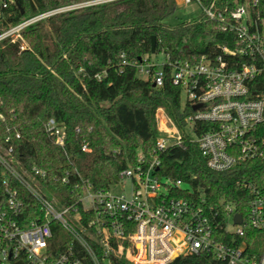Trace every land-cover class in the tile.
<instances>
[{"label": "built area", "instance_id": "obj_1", "mask_svg": "<svg viewBox=\"0 0 264 264\" xmlns=\"http://www.w3.org/2000/svg\"><path fill=\"white\" fill-rule=\"evenodd\" d=\"M115 1L80 0L10 23L16 2L0 0V46L20 41L23 47V33L31 26L74 9ZM192 1L231 34L230 45L216 44L217 53L202 54L194 61L161 54V62L145 56L135 63L138 76L156 87L166 79L178 86L182 106L190 112L182 132L162 107L157 108L151 153L138 152L135 164L116 175V183L130 180L129 198L112 194V186L94 191L88 186L76 203L60 205L40 187L46 170L35 164L19 170L12 147L0 145V264H112L111 255L131 264H169L178 257L200 258V264H264L263 193L243 184L250 196L243 216L224 200L218 205L208 202L203 192L182 179L156 173L158 154L179 145L183 137L196 142L214 171L264 158V18L255 9L257 0H233L231 10L224 8L227 16L201 0H176ZM196 122L211 126L196 135ZM45 132L57 145H64L65 128L53 118L45 123ZM14 183L30 194L40 217L24 219L25 202ZM78 203L91 214L86 225Z\"/></svg>", "mask_w": 264, "mask_h": 264}, {"label": "trees", "instance_id": "obj_2", "mask_svg": "<svg viewBox=\"0 0 264 264\" xmlns=\"http://www.w3.org/2000/svg\"><path fill=\"white\" fill-rule=\"evenodd\" d=\"M77 1L15 0L23 12L12 5L8 21L15 23ZM201 2L225 16L235 5L233 0ZM176 8V0H118L78 8L28 28L23 47L20 41L0 46V145L12 147L19 170L27 171L32 164L46 170L40 187L60 205L76 203L88 186L92 191L108 189L121 170L135 164L138 152L151 153L158 107L183 132L190 109L182 106L180 88L168 79L160 87L152 86L150 80L138 76L135 63L152 54L194 61L202 54L217 53L216 44L230 45L231 34L203 11L170 25L166 19ZM255 9L264 18V0H257ZM50 118L65 128L63 146L45 132ZM210 126L196 122L193 130L200 135ZM83 145L87 150H82ZM158 158V175L182 179L203 192L208 202L218 205L224 200L243 216L250 198L243 184L264 194V158L214 171L207 167L196 142L187 137ZM14 185L18 195H23L24 219L40 217L30 194ZM1 188L0 182V193ZM78 207L86 225L91 214L79 203ZM94 247L101 249L96 242ZM200 262V258L178 257L169 264ZM111 263L131 264L113 255Z\"/></svg>", "mask_w": 264, "mask_h": 264}, {"label": "rangeland", "instance_id": "obj_3", "mask_svg": "<svg viewBox=\"0 0 264 264\" xmlns=\"http://www.w3.org/2000/svg\"><path fill=\"white\" fill-rule=\"evenodd\" d=\"M201 6L196 2L192 1L189 4L177 2V8L173 15L166 19V22L170 25H175L181 21H187L197 17L201 13ZM152 59L161 62L163 56L161 54H152ZM183 97V96H182ZM132 191V185L130 180L126 179L121 183H115L111 187V193L114 195H126L128 198Z\"/></svg>", "mask_w": 264, "mask_h": 264}, {"label": "water", "instance_id": "obj_4", "mask_svg": "<svg viewBox=\"0 0 264 264\" xmlns=\"http://www.w3.org/2000/svg\"><path fill=\"white\" fill-rule=\"evenodd\" d=\"M16 5L19 7L20 13H22L23 11L20 8V6L18 4ZM151 53H154V38L153 37H152ZM152 86H155L154 83H152ZM197 106H194V108H196ZM115 180H117V177H115ZM240 220H241V215L237 213L235 215V221L239 222Z\"/></svg>", "mask_w": 264, "mask_h": 264}]
</instances>
